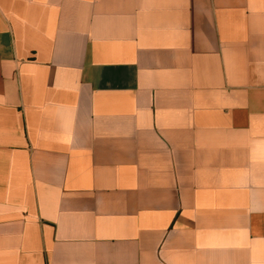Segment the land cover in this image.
Instances as JSON below:
<instances>
[{
	"label": "crops",
	"instance_id": "1",
	"mask_svg": "<svg viewBox=\"0 0 264 264\" xmlns=\"http://www.w3.org/2000/svg\"><path fill=\"white\" fill-rule=\"evenodd\" d=\"M0 264H264V0H0Z\"/></svg>",
	"mask_w": 264,
	"mask_h": 264
}]
</instances>
